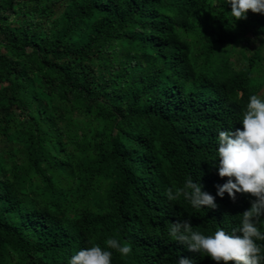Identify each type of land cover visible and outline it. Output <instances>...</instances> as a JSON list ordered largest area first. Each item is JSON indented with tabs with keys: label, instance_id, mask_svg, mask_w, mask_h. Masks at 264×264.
Listing matches in <instances>:
<instances>
[{
	"label": "trees",
	"instance_id": "16d2710c",
	"mask_svg": "<svg viewBox=\"0 0 264 264\" xmlns=\"http://www.w3.org/2000/svg\"><path fill=\"white\" fill-rule=\"evenodd\" d=\"M249 33L264 45V14L227 0H0V264H69L110 237L133 249L112 264H217L167 229L231 232L254 199L216 187L218 133L264 87V56L230 58ZM189 177L217 208L167 198Z\"/></svg>",
	"mask_w": 264,
	"mask_h": 264
},
{
	"label": "clouds",
	"instance_id": "9594fccd",
	"mask_svg": "<svg viewBox=\"0 0 264 264\" xmlns=\"http://www.w3.org/2000/svg\"><path fill=\"white\" fill-rule=\"evenodd\" d=\"M231 5V16L235 20L246 19L247 13L264 14V0H227ZM242 127L220 130L217 141L218 174L227 177L217 184V195L227 192L235 201L236 193L250 194L251 206L241 213L240 224L231 232L217 228L212 235H204L193 229L191 220H177L168 226V236L184 245L188 251L209 256L217 264H264V101L253 94L240 120ZM217 166V160L212 163ZM199 181L187 178L181 187L173 184L166 189L169 200L181 197L195 209L218 207L216 197L203 191ZM90 246L80 249L71 257L69 264H112V249L122 257L128 256L132 247L128 242L110 237L105 241L106 249L89 241ZM176 264H193V260L180 256Z\"/></svg>",
	"mask_w": 264,
	"mask_h": 264
},
{
	"label": "rangeland",
	"instance_id": "374dc122",
	"mask_svg": "<svg viewBox=\"0 0 264 264\" xmlns=\"http://www.w3.org/2000/svg\"><path fill=\"white\" fill-rule=\"evenodd\" d=\"M10 13V15L12 16L13 11H11ZM248 13H251L252 16L254 15L251 10H249ZM252 23L253 26L256 25L254 20H252ZM249 36L251 37V42L249 44H246L245 42L237 44L233 47L232 52L230 54L232 62H237L239 67L247 65V60L244 55L252 56L253 54L259 52L262 56H264V45H261L262 43L260 42L259 38L252 37L250 33ZM260 48H262V50H260ZM259 95L261 98H264V87L260 91Z\"/></svg>",
	"mask_w": 264,
	"mask_h": 264
}]
</instances>
